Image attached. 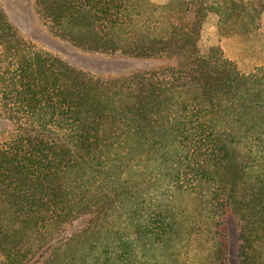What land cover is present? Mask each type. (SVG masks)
<instances>
[{
	"label": "trees",
	"instance_id": "16d2710c",
	"mask_svg": "<svg viewBox=\"0 0 264 264\" xmlns=\"http://www.w3.org/2000/svg\"><path fill=\"white\" fill-rule=\"evenodd\" d=\"M57 36L170 64L101 76L0 1V264H264V0H36ZM218 16L215 37L203 34Z\"/></svg>",
	"mask_w": 264,
	"mask_h": 264
},
{
	"label": "rangeland",
	"instance_id": "374dc122",
	"mask_svg": "<svg viewBox=\"0 0 264 264\" xmlns=\"http://www.w3.org/2000/svg\"><path fill=\"white\" fill-rule=\"evenodd\" d=\"M10 20L19 33L34 46L56 54L69 63L101 76H116L132 71L170 64L173 60L165 57H130L120 54L95 52L80 48L70 41L57 36L45 23L36 5V0H0ZM165 1V0H161ZM218 30V16L211 13L205 21L203 34L215 37ZM243 56L257 58L264 56V30L241 37L230 45ZM10 119L0 113V128H12ZM228 264H240L239 226L234 218L229 220Z\"/></svg>",
	"mask_w": 264,
	"mask_h": 264
}]
</instances>
